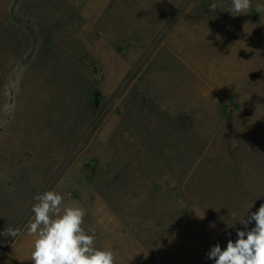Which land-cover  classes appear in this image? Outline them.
Here are the masks:
<instances>
[{
  "label": "rangeland",
  "instance_id": "374dc122",
  "mask_svg": "<svg viewBox=\"0 0 264 264\" xmlns=\"http://www.w3.org/2000/svg\"><path fill=\"white\" fill-rule=\"evenodd\" d=\"M230 7L0 0V233L21 230L0 264H32L45 191L115 264H215L236 241L234 211L264 202V0Z\"/></svg>",
  "mask_w": 264,
  "mask_h": 264
},
{
  "label": "clouds",
  "instance_id": "9594fccd",
  "mask_svg": "<svg viewBox=\"0 0 264 264\" xmlns=\"http://www.w3.org/2000/svg\"><path fill=\"white\" fill-rule=\"evenodd\" d=\"M220 5L213 3L214 10ZM251 0H231L229 12L233 16L248 13ZM260 10V9H258ZM31 211L34 219L28 225V234L35 237L31 253L32 264H115L111 250L95 246V232L83 228L85 210L79 207H62L63 196L45 191L33 198ZM255 222L251 230L248 225ZM246 230H237V239H229L225 249L213 246L208 259L215 264H264V204L247 219L239 220ZM19 228H7L0 235L15 238Z\"/></svg>",
  "mask_w": 264,
  "mask_h": 264
},
{
  "label": "crops",
  "instance_id": "0c3cea01",
  "mask_svg": "<svg viewBox=\"0 0 264 264\" xmlns=\"http://www.w3.org/2000/svg\"><path fill=\"white\" fill-rule=\"evenodd\" d=\"M263 204H264V202H263ZM250 207H251V205H250V203H249V201H245V204H244V206H243V209H242V211L241 210H239L238 212L235 210L234 211V213H235V216H236V214H239L240 212H242L243 213V217L245 218V219H247L250 215H251V209H250ZM231 212V211H230ZM255 212V211H254ZM238 216H240V215H238ZM255 226V222L253 221L252 223H250L249 225H248V228H247V230H251V228H253ZM243 229L244 230H246L245 228H244V226H243Z\"/></svg>",
  "mask_w": 264,
  "mask_h": 264
}]
</instances>
